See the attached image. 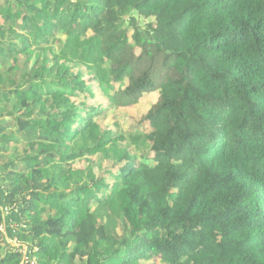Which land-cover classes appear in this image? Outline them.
Returning <instances> with one entry per match:
<instances>
[{"label": "trees", "instance_id": "trees-1", "mask_svg": "<svg viewBox=\"0 0 264 264\" xmlns=\"http://www.w3.org/2000/svg\"><path fill=\"white\" fill-rule=\"evenodd\" d=\"M0 185V264H264V0H0Z\"/></svg>", "mask_w": 264, "mask_h": 264}, {"label": "rangeland", "instance_id": "rangeland-1", "mask_svg": "<svg viewBox=\"0 0 264 264\" xmlns=\"http://www.w3.org/2000/svg\"><path fill=\"white\" fill-rule=\"evenodd\" d=\"M95 96H96V98H95L94 104H102V102H104L106 104L107 99L105 98L104 93L97 92V93H95ZM158 99H159L158 90H155V91H152V92H149V93L144 94L143 96H141L139 98V100H138V102L136 104L131 105L128 108H129L130 111L134 112L138 116H143L149 110V108L158 101ZM131 115H133V114H126V116L128 118ZM118 120H119L121 126L122 127H125V123H124L123 118H120L118 116ZM2 159H4V158H1V160ZM1 162H3V160ZM107 223H108L109 227H112V222L108 218H107ZM5 228L6 227H3L1 230L3 232H5ZM7 241L10 244V246L11 245L12 246H16L17 245L16 242L13 243V241H11V237L10 236H7ZM23 250H26L27 251V249L24 248V247L20 249V251H23ZM33 263H35L34 260H33Z\"/></svg>", "mask_w": 264, "mask_h": 264}, {"label": "crops", "instance_id": "crops-1", "mask_svg": "<svg viewBox=\"0 0 264 264\" xmlns=\"http://www.w3.org/2000/svg\"><path fill=\"white\" fill-rule=\"evenodd\" d=\"M4 191L0 185V218L2 220V225L6 227V229H10L15 227L17 221H18V214L16 211L13 212H8L7 215L4 214V209H3V199H4ZM5 229V231H6ZM8 236V235H7ZM11 241L14 243V239L11 238ZM12 246V245H11Z\"/></svg>", "mask_w": 264, "mask_h": 264}, {"label": "built area", "instance_id": "built-area-1", "mask_svg": "<svg viewBox=\"0 0 264 264\" xmlns=\"http://www.w3.org/2000/svg\"><path fill=\"white\" fill-rule=\"evenodd\" d=\"M7 213H8V209L5 208V209H4V214L7 215ZM3 227H4V226H3L2 224H0V230H1ZM1 231H2V230H1ZM22 253H23V255H24V258H23V259H24L25 261H29V260H31V258H29V255H28V253H29L28 251L23 250ZM31 263H33V260H31Z\"/></svg>", "mask_w": 264, "mask_h": 264}, {"label": "clouds", "instance_id": "clouds-1", "mask_svg": "<svg viewBox=\"0 0 264 264\" xmlns=\"http://www.w3.org/2000/svg\"><path fill=\"white\" fill-rule=\"evenodd\" d=\"M17 246V245H16Z\"/></svg>", "mask_w": 264, "mask_h": 264}]
</instances>
